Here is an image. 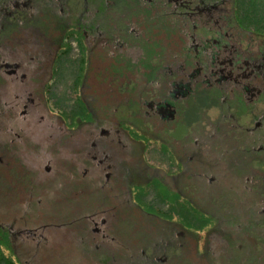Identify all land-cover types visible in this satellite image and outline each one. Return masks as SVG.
Instances as JSON below:
<instances>
[{
  "label": "flooded vegetation",
  "instance_id": "af4514ba",
  "mask_svg": "<svg viewBox=\"0 0 264 264\" xmlns=\"http://www.w3.org/2000/svg\"><path fill=\"white\" fill-rule=\"evenodd\" d=\"M237 2L0 0V124L6 123L0 125V264H175L179 258L185 264L195 258L203 264H264V34L240 22ZM131 19L139 26H129ZM73 34L80 56L70 90L78 97L69 112L58 113ZM214 89L221 94L216 113H206L211 124L188 115L194 132L170 139L168 130L179 124L167 131L165 124L188 117L179 102L186 103L192 90ZM172 99L174 111L167 108ZM20 123L21 135L13 130ZM29 136L42 140L43 154L26 166L8 151L12 140H21L20 156L28 158ZM151 139L164 155L185 146L187 158L176 151L174 169L154 166L147 156ZM200 142L211 148H200ZM246 170L256 179L250 186ZM189 173L193 185L183 179ZM120 180L130 183L115 187ZM212 186L216 199L205 200L210 210L194 207L206 221L202 228L182 218L185 228L170 224L151 241L152 234L140 231L125 239L135 222L124 209L142 205L148 190L193 204L191 187L200 196ZM79 199L86 206L72 216L69 206L56 209ZM111 200L117 213L112 227L105 214L101 220L85 216L91 207L111 211ZM238 204L242 209H235ZM217 216L228 221L217 231L228 235L219 234L210 242L212 254L200 256L189 230L202 231ZM33 246L41 256L25 253ZM113 249L116 257H98Z\"/></svg>",
  "mask_w": 264,
  "mask_h": 264
},
{
  "label": "rangeland",
  "instance_id": "374dc122",
  "mask_svg": "<svg viewBox=\"0 0 264 264\" xmlns=\"http://www.w3.org/2000/svg\"><path fill=\"white\" fill-rule=\"evenodd\" d=\"M102 14H103V17H101V20H100L101 23H103V20L107 17L106 13H102ZM111 14H114L113 11H111L110 15ZM126 16L128 18L129 14H126ZM126 23H128L129 26L131 25L133 27H138L139 26L138 23H140V21L135 20V19L134 20L131 19L130 21H126ZM135 34H136V31L132 30L131 35L135 36ZM76 36H77L76 34H73L69 38V42L71 43L72 49L68 55V58H69V60H71V62H70V64H69V62H66V68L69 70L71 69V71L66 70L65 75H64L63 79L61 80V83L59 84V89L57 91V95L59 97H62L63 100L61 103L62 104L61 107L56 108L54 110L58 113H60L61 110H63V111L67 110L69 112V109L71 108V106H73L74 102L77 100V97H78V91L77 90H74V91L70 90V87L72 84V79H73L72 68H77L78 58L80 56V53L78 50L79 40L77 39ZM130 38L133 39L132 37H130ZM85 42H86V44H88L86 40H85ZM126 47H127V45H126ZM134 48H135V46L132 45L130 47V51H132ZM86 54L89 55V51H86ZM114 58H117V56H114ZM117 61L118 60H116V62ZM191 93L193 95L187 98L186 103L185 102L183 103L182 101H180L179 105L183 106L185 104V111L187 112V116L192 114L193 117H195L197 114L201 117V119H203V120H201V122H203L205 120L206 124H208V123L211 124V120L206 119V113L210 112L211 115H214L213 113H216V110L218 108L217 107V101H218L219 94H221V90L220 89L219 90L214 89L208 93L202 92L201 90H198V91L192 90ZM173 97H174V95H173ZM204 101L207 102L208 107H204V106L201 107V104ZM193 105H195V106H193ZM174 106H176L175 100L172 99V101L169 102V105L167 106V108H171L172 111H174ZM205 108H207L206 111H204ZM202 116H204V117L202 118ZM213 117H215V116H213ZM177 119L179 120V116L177 117ZM181 119L183 120V122H179L178 120H176V121L170 120V121H168V124H165V127H164L165 131H167L168 127L179 124L177 128H175V126H173V127H171L170 130H168V132L171 133V136L169 133L170 139L173 137L175 139L181 140L184 138V136L191 135L194 132L193 128L196 124L191 122L190 117L188 116L187 120H185V116ZM2 124H6V123H1L0 125H2ZM61 126L62 125H60L58 127H61ZM23 128H24V126L21 125V123H20L18 125V128L16 129L15 127H13V130L16 134L18 133L21 135V129H23ZM62 129H64V127H62ZM9 130L10 129H7V131H9ZM191 131H193V132H191ZM25 134H26V132L22 135H25ZM19 139H21V138H19ZM29 139L32 140V143L30 145H27L28 147H25L26 153L28 152V154H29L28 158L24 159V157L26 155L23 157L20 156L22 153L21 151L22 150L24 151L23 147L20 146L21 142H23L21 140L20 141L15 140V139L12 140L11 144L9 143L10 145H12V147H10V149L8 151V153L10 155L18 157L17 160L21 159V162H23V164H25L26 166H30L31 163L40 160L41 155L43 154L42 140L41 141L35 140V142H34L33 138H31V136H29ZM65 140L67 141L66 138H65ZM2 142L4 143L5 140ZM63 142H65V141L63 140ZM199 146H200V148H204L205 150H209V148H211V146L209 147V144H207V143L202 144L200 142ZM183 147H185V146L181 147V144H177L176 146H174V148L172 147V151L170 152V154L164 155V154H162V151L160 149V142L158 140L154 141L151 139V141L148 143V147H147L148 160L151 164H153L154 166H158L159 168L174 169L177 166V163H179V157H176V155H177L176 151L179 152L184 158H187V157H185V152L186 151L188 152L189 150L185 149V148L183 149ZM30 148H33V149H30ZM251 154L252 153H250V155ZM240 157L242 158V156H240ZM237 159H239V158H237ZM189 165L191 166V164H189ZM182 167L185 168L184 165H182ZM228 170H230V168ZM245 174H250L249 177H245V180L249 178L248 180H246V181H249L248 182L249 186L252 185V183L254 181L256 182L255 177L251 176V171L246 170L244 175ZM191 175L192 174H190V173H189V175L186 174V176H184L183 179L186 181L190 180L189 183L191 185H193L194 179H193V177H191ZM192 176H195L194 173ZM252 179H255V180H252ZM117 183H122V184L128 185L130 182L124 183L120 180V181L115 182V184H114V186L116 185L115 187H117ZM221 184H223V183H221ZM191 188H192L191 191H189L187 193V196H189L193 202V204L188 203V206L190 207V209L195 210L194 207L196 206L197 208L206 209L207 211H209L210 209L207 206L209 205L208 203H211L212 201H214V198L216 199V189L214 190L213 186L210 188H205V190H207V193L205 195L201 194L199 196L198 191L195 192V189L193 187H191ZM123 190L126 191L125 189H123ZM157 193H158V190H156L155 188L150 189V190H148V193L143 197V204L142 205H134V204L130 203L125 207V209H124L125 214L133 216V219L135 222V227L132 230H127L126 233L124 234V235H126L125 236L126 240L131 241L134 239L131 236V234H134V231H140L141 233L152 234V236H148V241H151V239L155 238L156 235L164 234L163 231L165 230V228H169L170 224L171 225L173 224L174 228H185V226H183V224H185V222H183L182 217L175 214V213L170 212L172 204L169 201L161 199ZM253 195L255 198L256 197L255 194H253ZM183 197H184L183 199H185V196H183ZM205 200H206V202H208L207 204L205 203ZM57 202L58 201H56V203ZM113 202L114 201L111 200L109 203L110 210L114 207ZM252 203L255 204V203H257V201L253 200ZM57 204H58L59 208L56 207V209H57V211L60 210L61 212L67 210V207L69 206V209H71L70 210L71 216L73 214H76V212L79 210L81 212V210H83L84 206H86V205H83V201L80 199L77 200L76 203H72V204L70 203L69 205H65L66 203H62V204L57 203ZM236 204H237V202H236ZM149 206L154 208L156 215L158 214L159 216L154 215L155 213L153 215H151V214L144 212L146 210L145 208L149 207ZM253 207H256V206H253ZM257 207H258V205H257ZM19 209H21V208H19ZM235 209L240 210V209H242V207H241V205L239 206V204H238ZM243 209H244V207H243ZM88 210H89V213L87 215H85L87 218L91 217L89 215V214H91L94 217L101 220V216L103 214H105V218L107 220H109V222H110L109 225L111 227L113 226V223H115L114 220L117 216V213L115 211H113V209L109 212H107V211L105 212L104 211L105 208L99 209L98 207L97 208L91 207V209H88ZM230 210H232V209H230ZM29 211H30V209H29ZM15 214H17V213H15ZM213 215H214V213H213ZM78 217H80V215H78ZM150 217H153L154 220L150 219ZM165 217L169 218V219L165 220L164 219ZM13 218L15 221H17L16 220L17 216H15V217L12 216L11 218H8V219L12 220ZM226 222H228V221H225L223 219V216H217L216 222L213 221L204 230H202V231L189 230L190 233L187 236H189L191 240L195 241L194 243H196L197 254H199L200 256L201 255L206 256V253L210 252L208 250V248L210 247V244L213 245L215 240L219 239V237H218L219 234L223 235V237L228 235V233H226L225 231H222V232L217 231V230L221 229V226H224V227L228 226ZM96 223H99V222L96 221ZM97 227H99V226H97ZM90 237H91L90 241H92V242H93V238H94V240H96V238H97L96 235H93V236L91 235ZM25 242L27 243V238H26ZM210 242H213V243H210ZM18 245L20 246L22 244H18ZM34 249H36V246H33L32 248L28 249L27 252H25V253H27L28 256H31V255L35 256V257L41 256V254H38L39 252H36V250L34 251ZM112 252L113 253L109 252V254L106 252V255H105L104 251H101L98 253V257L100 258L103 256V258H105L106 256H110V257L114 258L117 256V254H119L114 249L112 250ZM5 253L7 255H9L10 257H12L16 261V259L14 257L15 255H13L12 253H8V252H5ZM210 254H212V253L210 252ZM57 255H59V254L56 253V256ZM56 260H58V262H60V261L62 262V260L59 258H57ZM33 261L34 260H30L28 263L31 264ZM35 261H36L35 264H38L37 260H35ZM177 261H178V264H185V258H183V259L179 258V260H176L175 264H177ZM43 263L45 264V260L43 261ZM194 263L195 264H203V262L200 259H196V258L194 260L193 259L190 260L186 264H194ZM46 264H52L50 259H49V261H46Z\"/></svg>",
  "mask_w": 264,
  "mask_h": 264
},
{
  "label": "trees",
  "instance_id": "16d2710c",
  "mask_svg": "<svg viewBox=\"0 0 264 264\" xmlns=\"http://www.w3.org/2000/svg\"><path fill=\"white\" fill-rule=\"evenodd\" d=\"M236 10L238 19L244 26L252 27L256 34H264V0H238ZM167 196L172 203L170 212L181 216L187 226L197 228L204 226L206 221L203 222L196 210L190 209L188 204L180 202L177 194L169 195L168 193ZM6 262L12 264L9 261Z\"/></svg>",
  "mask_w": 264,
  "mask_h": 264
}]
</instances>
